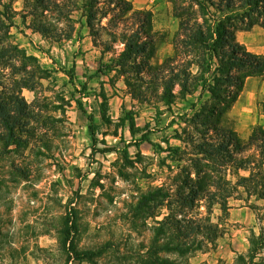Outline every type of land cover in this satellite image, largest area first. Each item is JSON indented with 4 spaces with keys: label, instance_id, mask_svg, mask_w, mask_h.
<instances>
[{
    "label": "rangeland",
    "instance_id": "obj_1",
    "mask_svg": "<svg viewBox=\"0 0 264 264\" xmlns=\"http://www.w3.org/2000/svg\"><path fill=\"white\" fill-rule=\"evenodd\" d=\"M4 1L14 11L7 40L35 60H27L25 70H20L21 60L12 58L15 68H3L0 76L7 88L13 86L10 92L25 100L33 116L26 131L16 129L17 138L0 142V264H149L157 221L167 212L160 194L174 195L181 179H195L187 154L192 148L189 135L196 138L203 129L190 121L195 110L190 104L198 107L209 93L199 100V88L182 95L176 84L168 107L158 97L163 85L154 82L148 88L133 73L115 67L125 38L137 25L111 0L92 5L95 18L90 25L87 0H52L49 8L38 5V0ZM42 25L48 30H39ZM157 37L153 64L163 63L172 52L169 34L157 32ZM33 68L42 71H36L32 87H21L18 81ZM141 71L153 81L170 76L169 71L145 65ZM192 71L199 75L196 66ZM263 102L261 97L259 103ZM260 104L252 115L263 121ZM89 113L97 126L96 146L111 151L91 153ZM236 117H224V124L235 127ZM250 117L240 125L251 133L255 125ZM143 135L150 142L140 141ZM208 136L217 138L213 130ZM240 140L234 155L251 161L249 169L257 171L264 156L260 141ZM249 174L247 169L230 167L227 178L234 184L238 176ZM227 202V211L219 204L206 208L202 201L192 212L209 217L219 235L200 250L182 256L169 253L176 264H246L251 240L260 235L263 246L250 264H264V198L247 195L238 185ZM69 213L77 224L75 245L100 248L92 262L66 261L63 229ZM158 239L154 253L163 257L167 253Z\"/></svg>",
    "mask_w": 264,
    "mask_h": 264
},
{
    "label": "trees",
    "instance_id": "obj_2",
    "mask_svg": "<svg viewBox=\"0 0 264 264\" xmlns=\"http://www.w3.org/2000/svg\"><path fill=\"white\" fill-rule=\"evenodd\" d=\"M50 1L52 0H38L37 4L49 8ZM111 1L119 7L122 16L128 14L125 19L133 16L137 25L128 36L123 34L127 37L124 48L115 61V67H119L123 73H133L139 81H145L148 88L154 82L163 85V94L158 97L168 107L174 97L172 88L176 84L179 86L178 93L182 95L192 94L199 88V100L203 99L205 92L209 93V98L198 107L194 102L190 104V107L195 109L190 121L203 129L196 138L194 134L189 135L192 148L187 154L191 155L188 160L194 169L195 179H181L182 184L174 195L168 191L160 194L163 201H166L167 212L157 221L153 247L149 248V254L152 256L149 264H176L169 253L182 256L200 250L204 242L216 239L219 235L218 227L209 217L192 215L202 201L206 202L203 204L206 208L208 205L211 208L214 204H219L223 211H227V199L237 190L238 185L243 187L247 195L259 194L264 198V170L261 169L264 156L258 163L257 171L249 169L251 161L237 159L234 153L242 143L241 138L223 121L225 113L237 98L244 79L247 76L264 75V55L247 51L235 38L237 30H249L254 25L264 26V0H168L173 16L178 20V29L172 39L173 54L166 57L161 64L152 62L158 44L157 34L152 28V12L134 9L130 0ZM95 2L97 0H87L85 4V7H89V25L95 18L92 6ZM58 12L62 14L63 9H58ZM13 16L14 11L10 3L0 0V76H4L3 68H15V64L10 61L12 58L21 60L24 67L20 70H25L27 60H35V57L26 55L18 45L7 40L9 28L13 25ZM43 29L44 26H40L39 30H48ZM142 65H145V69L169 71L170 76H162L158 80L154 78L155 81L151 76L144 78L141 74ZM178 66L180 69L184 68L178 70ZM192 66L197 67L199 75H193ZM36 71L42 70H27L26 77L18 81L20 86L32 87L34 83H31V79ZM70 72L72 79L74 67ZM129 78L130 76L126 79L128 85L131 84ZM0 85V142H3L17 138L16 129L26 131L33 116L25 100L9 91L14 89L13 86L7 88L1 79ZM132 85L134 86L133 83ZM77 103L82 108L81 101L77 100ZM262 109L264 111V102ZM87 117L93 143L91 153L111 151L109 148L96 146L97 126L91 113ZM211 130L216 132L217 138L208 136ZM257 140L261 143L259 148L264 151V129L260 126L253 128L247 144H253ZM140 141L150 142L147 135H143ZM230 167L247 169L250 174L238 176L232 184L227 178ZM76 233L75 216L69 213L63 229V249L67 263L73 260L92 262L100 248L79 249L74 242ZM157 235L162 240L160 248L167 253L163 257L154 253L159 240ZM262 238L260 235L251 240L252 246L246 264L252 263L256 258L263 246ZM238 259L243 260V257L239 255Z\"/></svg>",
    "mask_w": 264,
    "mask_h": 264
},
{
    "label": "crops",
    "instance_id": "obj_3",
    "mask_svg": "<svg viewBox=\"0 0 264 264\" xmlns=\"http://www.w3.org/2000/svg\"><path fill=\"white\" fill-rule=\"evenodd\" d=\"M134 9L137 10H150L152 12V28L153 31L161 34H169L171 37L168 45L171 46L172 52L168 56L173 54L172 39L178 29V20L173 16L171 5L168 0H130ZM158 20L165 21L167 23H157ZM235 38L238 43L244 46L247 51H250L257 55H264V26L254 25L249 30H237L235 32ZM261 76H247L244 79L242 88L232 103L231 107L225 113L226 117L230 114L237 116L239 123L235 127L231 126L235 130L239 137L247 138L250 135L249 127L246 131H243L244 126L240 125L242 121H249L254 126H260L264 129V111L262 105L259 103L261 97L264 98V80ZM261 107L262 113L260 117L263 121L257 118L253 119V112L257 114V108ZM247 119V120H246ZM254 126V127H255Z\"/></svg>",
    "mask_w": 264,
    "mask_h": 264
}]
</instances>
